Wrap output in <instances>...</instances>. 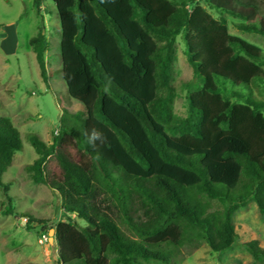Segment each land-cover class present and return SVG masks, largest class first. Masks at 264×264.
I'll list each match as a JSON object with an SVG mask.
<instances>
[{"label": "trees", "instance_id": "obj_1", "mask_svg": "<svg viewBox=\"0 0 264 264\" xmlns=\"http://www.w3.org/2000/svg\"><path fill=\"white\" fill-rule=\"evenodd\" d=\"M43 2L32 0L37 30L28 44L45 81ZM51 2L62 78L82 109L62 111L49 143L28 135L36 158L24 170L85 225L29 217L25 228L54 230L55 264H174L182 244L201 241L217 254L232 250L237 209L254 202L264 223V102L252 95L264 83V60L204 6L241 19L238 30L264 34L256 1ZM179 35L201 84L186 95L184 117L171 106ZM93 131L100 138L91 140ZM21 148L18 129L0 116L3 214L13 210L1 176ZM212 200L219 210H211ZM242 245L264 260L256 239Z\"/></svg>", "mask_w": 264, "mask_h": 264}, {"label": "rangeland", "instance_id": "obj_2", "mask_svg": "<svg viewBox=\"0 0 264 264\" xmlns=\"http://www.w3.org/2000/svg\"><path fill=\"white\" fill-rule=\"evenodd\" d=\"M243 5L247 0H235ZM259 13L264 12V0H255ZM203 5V4H202ZM204 6V5H203ZM206 10L214 17L226 18L228 32L261 50L264 60V34L245 32L234 27L242 22L228 14ZM47 50L45 52L46 80L43 81L34 53L28 44L37 30V18L32 0H0V116L10 118L20 133L22 148L13 155L12 162L2 174L1 181L7 185L5 194L10 198L12 214H3L6 200L0 188V264H55L57 248L55 241L42 239L44 232L33 224L26 229L28 218L58 221H72L81 226L85 223L78 217L61 211L60 199L52 190L41 183H33L24 166L33 162L36 153L28 141L33 134L45 143L59 130L60 116L64 109L81 111V104L69 97L61 74L60 27L57 12L51 0H44L41 7ZM8 26L11 28L8 29ZM13 34V52L3 40ZM175 58L172 63L171 84L175 90L172 101L173 113L186 115L185 97L201 86L192 77V70L185 56L183 35L176 37ZM220 85V83H219ZM228 88L231 86L226 84ZM255 99L264 102V83L252 88ZM237 102V101H234ZM264 113V109L262 111ZM211 210L220 205L212 200ZM238 233L232 250L222 254L212 252L204 242L184 243L175 251L174 264H264L247 252L242 243L256 239L264 251V223L255 203L237 209L231 219ZM125 231V229L122 227ZM48 234V233H47Z\"/></svg>", "mask_w": 264, "mask_h": 264}, {"label": "crops", "instance_id": "obj_3", "mask_svg": "<svg viewBox=\"0 0 264 264\" xmlns=\"http://www.w3.org/2000/svg\"><path fill=\"white\" fill-rule=\"evenodd\" d=\"M11 28L10 26H8V29ZM32 37V36H31ZM4 42H7L8 44V51L9 52H13L14 48L12 45L15 44V37L14 35L11 33L9 36H6V38L3 40ZM35 57V56H34Z\"/></svg>", "mask_w": 264, "mask_h": 264}, {"label": "water", "instance_id": "obj_4", "mask_svg": "<svg viewBox=\"0 0 264 264\" xmlns=\"http://www.w3.org/2000/svg\"><path fill=\"white\" fill-rule=\"evenodd\" d=\"M48 238H49V243H52L54 240V230L51 228L48 231Z\"/></svg>", "mask_w": 264, "mask_h": 264}, {"label": "clouds", "instance_id": "obj_5", "mask_svg": "<svg viewBox=\"0 0 264 264\" xmlns=\"http://www.w3.org/2000/svg\"><path fill=\"white\" fill-rule=\"evenodd\" d=\"M98 138H100V137H99V134H98L97 132L93 131L92 134H91L90 139H91V140H96V139H98Z\"/></svg>", "mask_w": 264, "mask_h": 264}, {"label": "built area", "instance_id": "obj_6", "mask_svg": "<svg viewBox=\"0 0 264 264\" xmlns=\"http://www.w3.org/2000/svg\"><path fill=\"white\" fill-rule=\"evenodd\" d=\"M47 236H48V234H42V239H43L44 241H47Z\"/></svg>", "mask_w": 264, "mask_h": 264}]
</instances>
